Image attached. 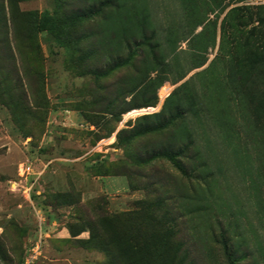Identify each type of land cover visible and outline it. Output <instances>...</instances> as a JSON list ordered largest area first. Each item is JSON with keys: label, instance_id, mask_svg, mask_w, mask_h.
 <instances>
[{"label": "rangeland", "instance_id": "374dc122", "mask_svg": "<svg viewBox=\"0 0 264 264\" xmlns=\"http://www.w3.org/2000/svg\"><path fill=\"white\" fill-rule=\"evenodd\" d=\"M0 264H264V0H0Z\"/></svg>", "mask_w": 264, "mask_h": 264}, {"label": "built area", "instance_id": "2783aa9c", "mask_svg": "<svg viewBox=\"0 0 264 264\" xmlns=\"http://www.w3.org/2000/svg\"><path fill=\"white\" fill-rule=\"evenodd\" d=\"M23 172H29V168H27L25 171H24V169H23Z\"/></svg>", "mask_w": 264, "mask_h": 264}]
</instances>
